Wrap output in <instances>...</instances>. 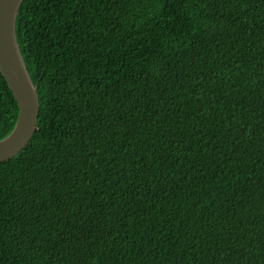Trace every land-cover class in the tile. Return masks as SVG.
<instances>
[{"label": "trees", "instance_id": "trees-1", "mask_svg": "<svg viewBox=\"0 0 264 264\" xmlns=\"http://www.w3.org/2000/svg\"><path fill=\"white\" fill-rule=\"evenodd\" d=\"M16 31L0 264H264V0H23ZM18 113L0 71V139Z\"/></svg>", "mask_w": 264, "mask_h": 264}, {"label": "water", "instance_id": "water-1", "mask_svg": "<svg viewBox=\"0 0 264 264\" xmlns=\"http://www.w3.org/2000/svg\"><path fill=\"white\" fill-rule=\"evenodd\" d=\"M23 0H0V71L17 103L19 113L13 130L0 139V162L6 161L26 147L37 130L40 101L22 57L16 21Z\"/></svg>", "mask_w": 264, "mask_h": 264}, {"label": "rangeland", "instance_id": "rangeland-1", "mask_svg": "<svg viewBox=\"0 0 264 264\" xmlns=\"http://www.w3.org/2000/svg\"><path fill=\"white\" fill-rule=\"evenodd\" d=\"M33 136H34V135H33ZM32 138H33V137H32ZM29 142H30V141H29ZM26 146H27V145H26ZM22 150H23V149H22ZM22 150H21V151H22Z\"/></svg>", "mask_w": 264, "mask_h": 264}]
</instances>
